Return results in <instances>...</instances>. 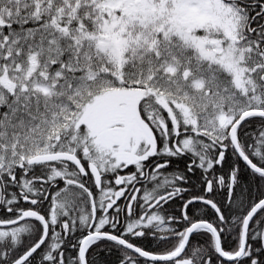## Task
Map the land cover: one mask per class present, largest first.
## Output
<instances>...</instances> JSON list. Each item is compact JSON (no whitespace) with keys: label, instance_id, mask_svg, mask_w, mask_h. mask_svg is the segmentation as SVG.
Segmentation results:
<instances>
[{"label":"snow or ice","instance_id":"obj_1","mask_svg":"<svg viewBox=\"0 0 264 264\" xmlns=\"http://www.w3.org/2000/svg\"><path fill=\"white\" fill-rule=\"evenodd\" d=\"M0 264H264V0H0Z\"/></svg>","mask_w":264,"mask_h":264}]
</instances>
